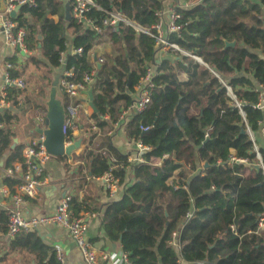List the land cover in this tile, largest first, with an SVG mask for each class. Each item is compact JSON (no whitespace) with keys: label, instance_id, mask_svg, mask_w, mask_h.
Wrapping results in <instances>:
<instances>
[{"label":"trees","instance_id":"trees-1","mask_svg":"<svg viewBox=\"0 0 264 264\" xmlns=\"http://www.w3.org/2000/svg\"><path fill=\"white\" fill-rule=\"evenodd\" d=\"M93 1L143 29H152L166 0ZM179 12L186 25L180 36L170 35V41L222 77L237 100L247 103L245 117L232 107L226 87L209 69L180 54L176 55L178 60L157 65L154 38L125 25L117 28L110 34L116 54L108 56L98 71L93 92L98 113L92 118L106 131L108 122L102 118L109 116L117 122L121 111L134 100L128 92L133 95L148 68H156L152 102L147 110L132 116L127 132L129 138L141 139L152 150L145 155L149 164L114 172L123 193L103 211L102 230L120 243L132 264H264V230L259 229L264 216V175L261 169L245 165L225 166L231 150L240 159H255L247 127L258 134L264 124V112L254 108L257 85L264 87V0H203L193 9ZM90 16L102 27L105 13L93 9ZM16 20L27 31L26 61L46 73L43 80L47 88L60 69H73L79 76L94 70L89 53L101 43L102 35L73 19L67 21L65 0H35V5L21 7ZM67 34L73 37L71 42ZM226 42L236 45L227 47ZM78 48L84 49L83 55L72 56V50ZM62 54L67 56L65 65ZM9 62L11 78L21 77L17 59ZM181 73L187 74L186 82L180 81ZM25 92L9 89L11 108H20L17 100ZM45 94L46 88L41 87L39 97ZM36 100L33 109L38 107ZM17 120L8 109L0 114V162L4 169L23 161L26 146L11 148L16 137L11 127ZM141 126L150 130L143 133ZM68 136L73 139L70 132ZM95 139L94 134L89 145ZM111 140L104 136L98 147L126 163L127 157L118 153ZM260 154L264 161L263 147ZM166 155L168 159H164ZM154 160H162L156 173L150 166ZM82 161V168L95 178L103 176L110 166L108 159L87 148ZM3 184L14 193L19 181L5 178ZM82 210V204L74 199V214ZM7 224L8 217L2 211L0 233H7ZM179 231L178 250L171 243ZM10 251L31 256L29 264H61L56 250L45 244L38 231L18 234ZM5 259L0 251V264Z\"/></svg>","mask_w":264,"mask_h":264},{"label":"built area","instance_id":"built-area-1","mask_svg":"<svg viewBox=\"0 0 264 264\" xmlns=\"http://www.w3.org/2000/svg\"><path fill=\"white\" fill-rule=\"evenodd\" d=\"M71 3V16L72 19L76 22L77 25L82 26L86 30L95 31L98 35H102L106 31L114 32L117 29V24L125 25L135 29L137 32L144 33L155 39L157 51L159 53L169 52L174 55H182L192 58L193 60L203 64L204 62L182 50L177 44L170 41L169 37L172 34H177L180 36L182 30L184 29L186 23H182L183 16L179 12V8L171 9L168 12V33H164L163 25V12H159L158 23L152 29H143L137 25L134 21L129 20L123 14L117 11H107L97 5L93 0H68ZM6 10L0 14V20L2 23V34L5 38L7 45L19 49L18 51L22 54L27 53L26 48V38L27 31L23 28H20L19 22L16 20V17L13 18L11 13L14 12L18 7H23L25 5H35V0H6ZM97 10L105 13L106 18L102 21V27L97 25V20L90 16L92 10ZM17 16V15H16ZM96 47V46H95ZM89 53L90 57H93V51ZM84 53L83 48H78L72 50V56H82ZM66 55L62 54L61 61L63 64H66ZM98 63L103 64L105 62L104 58H97ZM210 68V67H208ZM7 69L10 71L12 69L11 64H7ZM97 67L90 73H84L79 76V74L71 70H63L60 76L59 81V91L61 92L63 99L61 98L64 108H65V126L64 131L67 136L66 146L73 144L76 135L79 131L83 130L82 119L84 118L87 123L90 124V128L87 130V137L90 139L94 134L97 137L106 136L112 137L115 133V130L121 125V122L125 120L126 117L140 114L147 110L149 105L152 102V95L155 90L154 79L156 74L152 68H148L145 76L140 80V83L135 87V93L131 95L133 97L132 104L126 109L121 111L120 118L117 122L114 123V126L107 130L105 134L101 130L97 121H94L91 116L94 114L93 110L89 106L90 98L89 92L93 90L97 81ZM214 75L223 83L228 91V95L231 98V105L237 109L240 114L245 117L244 107L247 105L246 102H240L237 100L233 90L227 86L221 77L213 69H210ZM80 78V79H79ZM17 88L19 90H26L27 84L24 80L17 78L13 79L10 76V73H7L5 79V85L0 89V110L6 109L12 106L9 100V89ZM258 92V101L255 104L254 108L264 112V87L261 86L256 90ZM94 98V93H93ZM25 97L20 95L18 97L19 105H23ZM36 121L39 124L46 125L47 112L36 113ZM3 127L0 124V129ZM140 130L145 133L150 130V127H140ZM262 131H264V124L262 125ZM68 132L71 133L73 139L71 140L68 136ZM247 134L250 137L251 142L253 143L255 153V159L249 161L248 159H240L236 156L235 151L231 150V155L226 167L233 168L236 165H245L248 169L251 167L256 169H261L264 175V161L260 154V148L257 143L256 134H254L247 127ZM209 135L206 134V138ZM44 138L38 142H33L32 144L26 146L23 151V161L16 164L14 167L9 168L4 171L5 175L13 180L19 181V184L13 187L14 193L8 192L7 190L3 191L4 195L10 200L9 204L6 207V215L8 217L7 224V233L5 236L10 240H14L15 237L22 232H32L37 231L40 227L50 226V225H60L64 227L69 233L73 242L77 245L80 250L84 261L87 264H97L99 256L97 255L95 249L92 246V243L88 236V224L85 220V217H80L74 215L72 211V202L73 197L71 195H65L60 200L57 210L54 213L44 215L42 217H26L23 213V207L30 199H36L39 195V190L49 184V175L45 171V163L51 158L47 154L46 149L43 145ZM134 144L133 155L127 157V161L122 162L117 159L108 149L93 148V144H87V151L93 150L97 154H101L104 158L109 160V169L101 177L96 178L100 180L110 195L116 197L120 188V179L114 175V172L118 169H126L130 171L135 166L149 164L145 159L146 153L151 152V148L143 144L141 139L132 138ZM234 151V152H232ZM85 154V153H84ZM69 158V157H68ZM72 159V158H70ZM151 167L154 165L150 164ZM249 171V170H248ZM18 173L20 175L18 176ZM95 178V177H93ZM123 188V187H122ZM192 215L189 216V219ZM259 229L264 230V216L261 217L259 222ZM182 228L180 229V231ZM180 231L173 234V241L171 245L177 248H181L180 245ZM1 236V235H0ZM103 260H110L112 263L116 264H132L128 255L125 253H120L117 256L109 257L106 254L100 255ZM57 260L64 264V256L61 251H56Z\"/></svg>","mask_w":264,"mask_h":264},{"label":"crops","instance_id":"crops-1","mask_svg":"<svg viewBox=\"0 0 264 264\" xmlns=\"http://www.w3.org/2000/svg\"><path fill=\"white\" fill-rule=\"evenodd\" d=\"M67 2L68 0H65V4ZM202 2L203 0H166L163 4V10L161 11L164 13L163 25L165 35H167L168 33L167 29L169 19L167 15L171 9L179 8V10H190ZM110 34H112L111 31H106L105 33H103L101 36V43H98L93 51L92 61L95 67L98 68L97 75L103 64H101V66H98V61H95V58H104L105 61H107L108 56L113 57L116 54V52L113 56L109 54L110 51L114 52L113 48L115 47V45L110 40ZM67 36L68 41L71 42L73 37L69 34H67ZM26 57L27 53L22 54L17 49L7 45L2 34V23L0 20V89L4 87L7 73H9L7 64H10V59H17V63L20 66L18 70L23 71V75L19 78L27 83V89L24 94L25 102L20 106V108H11L10 106L5 110H10L15 116L18 117V120L15 121L11 127V129H13L16 134V137L13 139V143L14 140L17 139V145L28 146L33 142L40 141L43 137L40 131L42 132L47 128L46 125L39 124L36 121V113L39 114L41 112H47V103L49 101L51 87L47 88V83L43 80V77L46 75V73H44L43 70L38 69L36 66L28 64L26 61ZM173 59L178 60V58L174 54H169V52H158L156 57V64L160 65L165 60ZM197 63L212 72L210 70L211 68H208L209 66L207 64L205 66L199 62ZM152 69L154 73L157 74L156 68L153 67ZM63 70L64 69H60V71L55 72L54 77L56 74L61 75ZM179 79L181 82H186L188 76L185 73H181L179 74ZM41 87L46 88V94L39 97V91L41 90ZM260 87L261 85L258 84L257 88ZM60 93L61 92H59L58 89V94L60 95ZM61 98L63 99V96H61ZM27 100L30 101V104H27ZM35 100L38 104V107L36 109H33L34 107H32V104ZM1 113L2 112H0V114ZM92 117L93 114L91 118ZM119 118L117 119V121L119 120ZM102 119L108 122V128H112V126H114L115 122L113 123L109 116H106ZM131 120V116L126 117L123 123L121 122V125L115 130V133L113 134L111 140L114 148L118 151V153L126 157L133 155V152L135 150L133 140L129 138L127 133ZM82 123L83 130L77 133V138L75 139V142L79 140L81 141L80 149L76 151V153H74L72 159L68 157H63L64 159L51 157L46 161L45 171L49 175L48 177L50 183H47L45 187L39 190V195L36 199H30L27 201V203L23 207V213L26 217H42L44 215L54 213L57 210L58 204L63 196L71 195L73 197V200L77 199L82 204L83 210L76 216H83L87 221L89 239L97 255L99 256L97 264H114L110 260H103L100 255L106 254L109 257H113L122 253L123 250L119 242L110 239L106 235L104 230H102V216L103 211H105L109 203L121 199L123 188H120L116 197H112L100 180L93 178V176L86 168H82V157L86 151V146L89 143V138L86 134V128H90V124L87 123L84 118L82 119ZM101 130L103 131V129ZM103 138L104 136H101L97 137L94 140V150L102 148L98 147V145ZM256 139L259 148H264V131H262V129L260 130V132H258V134H256ZM168 158L169 156L166 155L164 159ZM152 165H154L152 167V170L154 173H156V170L161 168L162 160H154V163ZM7 169H4V165L3 168L0 167V212L5 211V213L6 207L9 204L10 200L7 198V196L4 195L3 191L7 190L8 192H11V188L3 184V180L5 178H9L4 173V171ZM247 173L250 174V171L247 170ZM19 175L20 173H18V176ZM133 181L134 180H132V183H134ZM170 184L172 185V183ZM86 207L92 209V211L85 210ZM37 231L45 244L56 251L59 250L62 252L64 256V264H87L84 261L77 245L73 242L69 233L64 227L60 225H50L40 227ZM0 235V251L2 253V256L6 258L2 264H24L25 261H27V264H29L31 256L27 255L26 253H11V241L5 236V234L0 233ZM30 264H34V262L31 261Z\"/></svg>","mask_w":264,"mask_h":264},{"label":"water","instance_id":"water-1","mask_svg":"<svg viewBox=\"0 0 264 264\" xmlns=\"http://www.w3.org/2000/svg\"><path fill=\"white\" fill-rule=\"evenodd\" d=\"M5 4H6V0H0V14L5 12L6 10ZM20 9L21 7H18L14 12L11 13V16L15 18ZM65 16L67 21H71L72 19L71 3L69 1L65 4ZM116 26L117 28H119L120 24L118 23ZM64 35H65V31H64ZM38 38L39 40H42L43 38L42 34L39 35ZM235 44H236L235 42L233 43L227 42L226 46H235ZM39 47H41V45ZM96 60L97 58H95V61ZM98 66H101V64L98 63ZM60 76H61L60 74H56L53 83L51 85L49 101L47 103V117H46L47 128L42 132L40 131V133H42L43 135L44 138L43 145L46 149L47 154L55 158H62V157L73 158L74 153H76V151H78L81 147V141L79 140L74 142L73 144L66 146L67 136L64 131L65 108L58 94ZM88 95L90 98L89 106L91 107L94 113H98V110L93 102V90H90ZM4 111L5 109L0 110V112H4ZM242 133H244V131ZM16 146H17V139L14 140V143L11 148L14 149ZM3 165L4 163L1 162L0 167L3 168Z\"/></svg>","mask_w":264,"mask_h":264},{"label":"rangeland","instance_id":"rangeland-1","mask_svg":"<svg viewBox=\"0 0 264 264\" xmlns=\"http://www.w3.org/2000/svg\"><path fill=\"white\" fill-rule=\"evenodd\" d=\"M113 50H114V52H113V51H110V53H109L111 56H113V55L115 54V52H116L115 47L113 48ZM109 54H108V55H109Z\"/></svg>","mask_w":264,"mask_h":264}]
</instances>
